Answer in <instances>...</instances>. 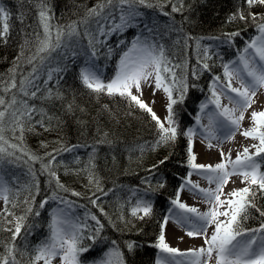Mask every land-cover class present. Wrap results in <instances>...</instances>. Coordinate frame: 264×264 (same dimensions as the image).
Listing matches in <instances>:
<instances>
[{"label":"snow or ice","instance_id":"1","mask_svg":"<svg viewBox=\"0 0 264 264\" xmlns=\"http://www.w3.org/2000/svg\"><path fill=\"white\" fill-rule=\"evenodd\" d=\"M200 2L206 6L209 0ZM25 4L28 5L27 11L22 10L15 17L20 24L22 36L20 51L13 59L8 73L0 75V201L4 204V208L0 209V231L11 233L9 240L0 241V248L3 249L0 252V264H25V257L27 264H40L41 261L43 264H52L56 258H59L60 264H85L81 256L92 248L84 241L95 243L97 239H102L103 225L96 216L92 215L90 219L95 221L97 227L91 229V234H87V228L70 218L67 209L72 206V202L53 194L40 201L39 209H45L50 201H57L64 207H57L50 213L47 239L35 246L29 245L26 242V233L22 235V230L27 229L26 221L30 215H41L40 210L33 207L35 194L32 187L38 193V181L26 189L28 195L21 201L20 189L14 191L4 178V165L18 160L20 157L17 153L27 156L33 162L41 160L26 149L25 133L34 132L37 126L49 131L54 120L57 121L56 126H59L60 118L50 115L43 105L63 100V94L59 90L60 81L68 71V64H77L81 57L84 59L83 65L79 67L78 79L90 94L97 97H119L126 102L129 109L138 108L151 116L156 127V140L151 145L152 150L175 145L181 137L187 140V159L183 163L188 172L180 177L181 182L174 197L170 199L169 214L162 217L163 223L154 245L159 250L155 264H264V224L258 229L242 228V222L247 219L250 209L256 208L264 216V211L256 205L257 197L264 194V111H253V126L243 130L241 128L245 112L252 107L258 90L264 89V12L253 11L254 8L264 9V0H240L241 6L228 16L229 23L251 22L255 26L256 34L245 42L237 61L223 64V78L212 77L209 85L210 96L199 105V112L195 116L196 125L187 128L181 127L175 106L184 103L189 88L196 87L189 83V71L193 80L198 79L203 72L210 71L208 61L212 59L213 53L209 46L201 45L197 40L192 53L196 64L189 69L187 58L182 62H175L169 56L166 44L162 42L165 32L161 31L159 20L143 11L160 10L162 15L171 18V22L163 26L164 29L167 32H180L182 27H175L173 14H180L182 22H191L189 16L183 15L186 10H192V6L186 5L185 0H158V3H153L152 0H96L91 7L84 8L83 15L67 24L57 21L51 0H21V9ZM169 5L170 12L163 11ZM33 11L35 28L27 23V18ZM12 20L13 16L8 9L0 6V43L10 42L14 28ZM130 28H137L139 31L130 42H118L116 46L124 45V48L119 54L115 75L105 79L96 64L101 48L107 47L108 51L104 55L110 59L112 47L107 44V38ZM223 35L231 45L240 32ZM207 39L218 40L220 37ZM25 65L30 66V71L26 73L22 71ZM222 79L224 83H221ZM233 80L238 83V87L233 86ZM145 86L154 87L153 96L155 90H162L165 94L167 115L163 120L142 99ZM222 99L228 103L222 104ZM209 105L214 108L210 110ZM104 108L107 110L108 106L104 105ZM65 111L74 112L73 103L69 102ZM129 114L132 112L129 111ZM204 118L208 121L206 125L202 123ZM237 131L245 139L258 143L244 147L233 160L231 150L225 154L222 145L232 140ZM6 133H11V140L19 143H12ZM107 137L108 133H104L93 145H86L92 151L88 153L84 168L76 170L85 172L88 184H95L98 189L99 179L95 175L97 145H111L112 142ZM196 137L201 142H207L209 148H221L219 163L198 162L194 152ZM79 147L81 145H65L55 153L47 154L50 158L47 163L41 164V173L46 172L50 179H55L58 190L68 191L60 182L53 164L60 163L57 160L58 155L74 152ZM137 147L141 153L144 152V146ZM250 148H254L255 152H250ZM168 160L169 156H165L148 171L152 173L160 169ZM75 161L80 163V158L75 157ZM193 176L199 177V180H193ZM234 176L239 177L240 183L245 186L225 192V187ZM200 180L206 181L208 186L201 187ZM166 182L167 177L164 176L153 187L149 177L142 179L141 183L148 187L142 195L137 190H131L135 202L129 201L131 208L128 215L140 221L151 219L154 210L148 194L163 189ZM184 191L206 205V210L201 211L200 208L183 202L181 193ZM71 195L79 196L80 193L72 192ZM21 203L25 205L23 214L17 215L13 209ZM91 203L96 206L95 199ZM121 211L119 219L125 224L129 223L122 209ZM101 212L103 214V209ZM169 221L180 226L189 238H202L203 246L187 251L171 247L164 231ZM18 239L25 241L23 246L16 243ZM180 239L183 240V237ZM111 244L112 247L108 248L104 257L94 264H128L126 253L117 242L113 240ZM136 247L135 241H126L128 253L134 254Z\"/></svg>","mask_w":264,"mask_h":264},{"label":"trees","instance_id":"2","mask_svg":"<svg viewBox=\"0 0 264 264\" xmlns=\"http://www.w3.org/2000/svg\"><path fill=\"white\" fill-rule=\"evenodd\" d=\"M152 2L158 3V0H152ZM0 3L12 14L11 23L14 24L10 42L8 44L0 43V75H6L8 69L12 67L13 59L20 51L19 44L22 42L20 24L15 20V17L19 15L20 11H27L28 5L25 4L21 9V0H0ZM51 3L57 21L67 24L83 15L84 8L91 7L96 3V0H51ZM185 4L192 6L191 11L186 10L183 13L184 16L191 18V22H182L180 14H173L175 27H182L180 32H167L164 29L163 26L170 23L171 18L162 15L160 10H143L159 20L161 31L165 32L162 42L166 44L169 56L177 63L187 58L189 69L196 64V58L192 54L196 41L199 40L201 45H205L207 40H211L207 39L208 37H220L217 40L219 42L217 48L210 49L213 53L212 59L208 61L210 71L203 72L196 80L191 78L190 71L188 73L189 83L195 84L196 87L189 88L184 103L175 106L183 128L192 125L199 101L209 94V83L212 81V77L222 78L223 64L232 59L234 52L243 47L245 42L256 34L255 26L251 22L249 24L227 22L228 16L241 6L240 0H209L206 6L201 4L200 0H185ZM243 7L247 8L246 5ZM163 11L170 12V5L166 6ZM253 11L260 13L264 12V9L254 8ZM27 23L32 28L36 27L34 11L28 16ZM138 31L137 28H130L123 33L113 34L107 38V44L112 47L111 58L108 60L104 55L108 49L103 47L98 59L105 66V79H110L114 75L115 61L121 53V49L124 48V45L117 47L118 42H130ZM231 32H240V35L235 37L230 45L223 34ZM188 37L190 39H187ZM202 37L204 39H200ZM185 39H187V44H185ZM83 59L81 57L77 64L69 63L68 71L63 74L64 79L59 84L63 100L43 105L50 115L60 118L59 126H56L57 121L54 120L53 127L49 131L37 126L34 132L25 133L26 149L40 157L41 160L33 162L27 156L17 153L16 155L20 157L18 160L12 164L4 165L9 185L14 191L17 188L20 189L19 199L21 201L28 195L27 188L36 181L39 184L38 193L32 187L35 194L33 207L40 210L41 215L28 217L26 221L28 227L26 230H22V235L26 233V242L32 246L47 239L49 213L53 201H50L42 210L39 209V203L55 194L57 197L77 203L81 208L96 216L103 225L102 239H97L95 243L89 240L84 241L92 248L91 251L81 256V260L85 261V264L93 263L103 256L104 251L112 247L111 241L113 240L126 253L125 258L128 264H154L158 250L154 245L160 233L162 217L171 206L170 199L174 197L175 190L181 182L180 177L186 175L188 171L183 163L187 159V140L181 137L175 145L170 144L152 150L151 145L156 140V127L151 116L138 108L129 109L126 102L119 97L110 98L106 95L97 97L90 94L78 79L79 67L83 64ZM22 71L25 73L30 71V66L25 65ZM69 102L73 103L75 108L72 113L65 111ZM37 103L39 104V101ZM104 105L108 106L107 110ZM129 111L132 112L131 115ZM81 121L84 123L81 124ZM104 133H108L107 138L112 144L97 145L95 175L99 179L98 189L95 184H88L85 172L76 170L84 168L88 153L92 151V148L86 145H93ZM6 135L11 140V133H6ZM11 142L19 143L17 140H11ZM65 145L69 147L73 145L86 146L84 151L78 154L80 163L70 160L68 154L63 153L57 156L60 163L54 162L53 164L60 182L68 189L67 192L58 190L55 179H50L46 172L41 173L42 162L47 163L50 158L47 154L55 153ZM137 146H144V152L141 153ZM130 148L136 150L129 151ZM165 156H169L168 163L150 173L148 170L152 168V165L164 159ZM257 159L259 160L260 157ZM33 175H35V181H33ZM164 176L167 177L165 187L148 194L153 202V217L146 221H140L129 216L128 212L131 208L129 201L135 202L131 190H137L139 194H143L148 186L141 183L142 179L149 177L152 186L155 187L157 180ZM72 192L80 193V195L73 196ZM92 199L96 200V206L91 203ZM256 205L264 211V194L257 197ZM24 207L25 205L21 203L13 211L17 215H21ZM101 209H103V214ZM121 209L130 221L127 224L119 219L122 214ZM261 224H264V216H261L256 208H253L249 210L247 219L242 222V228L258 229ZM96 227V224L87 227V234H91V229ZM10 237V232L0 231V241H7ZM126 241L136 242L137 247L134 254L127 252ZM16 243L23 246L25 241L18 239ZM2 251L3 249L0 248V252ZM25 264H27L26 257Z\"/></svg>","mask_w":264,"mask_h":264},{"label":"bare ground","instance_id":"3","mask_svg":"<svg viewBox=\"0 0 264 264\" xmlns=\"http://www.w3.org/2000/svg\"><path fill=\"white\" fill-rule=\"evenodd\" d=\"M238 83L235 82L234 87H238ZM160 102L162 103V99H160ZM224 104H227V100H224ZM264 108V92L261 93V95H258V97L255 98L254 100V105L251 110L245 113V118L242 121L241 128L243 129H248L253 126L252 120H251V113L253 111H262L261 109ZM237 136L236 138L239 141V144L236 148H229V142L226 141L222 145V150L224 151L225 154H228L229 150H231V159L235 160L237 151L240 149H243L244 147H249L250 145L256 143V141H253L251 139H245L242 135H240V132L237 131ZM215 143V141H213ZM196 148L197 150V158L199 163H204V164H216L220 162V151L221 148H209L207 146V142H200L199 145ZM228 148V149H227ZM238 149V150H237ZM252 150V148H250ZM240 152V151H239ZM193 180H199V177H192ZM232 181H235V183H232ZM201 187H207L208 185H202L201 180L199 181ZM242 184L240 183V178L239 177H232L231 180L229 181L228 185L225 187L224 191L228 192L231 191L234 188H241ZM187 196L185 194H181V200L185 202L186 204L190 206H196L200 208L201 211L206 210V205L200 203L196 199L193 198L192 194L189 192H186ZM177 227V228H176ZM174 227L173 230L165 232L166 240L169 243L171 247L178 248L180 251H187L188 249L191 248H197L201 247L202 243L200 242V237L196 238H189L188 236L185 235V231L180 227L176 226ZM165 231V230H164ZM211 231V230H209ZM168 233V235H167ZM183 237V240L180 238Z\"/></svg>","mask_w":264,"mask_h":264},{"label":"rangeland","instance_id":"4","mask_svg":"<svg viewBox=\"0 0 264 264\" xmlns=\"http://www.w3.org/2000/svg\"><path fill=\"white\" fill-rule=\"evenodd\" d=\"M207 43L209 45H214L213 46L214 48H216L218 45V41H214V40L208 41ZM108 60H109V58H108ZM118 60H119V56L117 57V59L115 61L116 65H117ZM115 71H116V67H115ZM114 75H115V73H114ZM221 83H224V82H221ZM153 91H154V87L149 88V87L145 86L142 99H144L145 102H148L150 104V106L152 107L153 111L157 114V116L160 117L161 120H163L164 117L167 115V112H166V104H167L166 96L162 90H155V95L153 96V94H152ZM262 92H264V89L258 90L256 97H258V95H261ZM255 98H254V100H255ZM160 99H162V103L160 102ZM153 100L155 101V103H151V101H153ZM253 105H254V102L252 104V107H253ZM252 107L248 108V110L246 112L251 110ZM261 110L264 111V108H262ZM237 134L238 133L236 132V135L234 136V138L232 140L228 141L229 142L228 147L229 148L231 147V149L236 148L239 144V141L236 138ZM200 142H201L200 138H198V137L194 138V152L196 153V155H197L196 148H198L197 146L199 145ZM256 143H258V142L256 141ZM239 151L242 152L243 149H240ZM239 151H237V152H239ZM250 152H255V149L252 148V150H250ZM262 170H264V169H262ZM241 186L244 187L245 185L242 184ZM3 207H4V204L2 201H0V209H3ZM57 207H64V205L59 206L58 203H56L55 206L52 208V210L56 209ZM52 210L50 211V213L52 212ZM67 211L69 212L70 218L73 220V222L80 223L82 225V227H85V228L92 225V223L90 222V215L86 212H83L82 210H79L76 205L73 204L70 208L67 209ZM171 223H172V221H169L165 225V227H164L165 232L174 229V226ZM12 227H14V225H12ZM167 235H168V233H167ZM200 242L202 243V246H203V239L202 238H200ZM197 248H199V247H197ZM107 250H108V248L104 251V254H105V252H107ZM104 254L98 260L102 259L104 257ZM98 260H95V261H98ZM92 262H93V260H92ZM40 263H43V262L41 261ZM52 264H60L59 258H56L55 260H53ZM213 264H214V262H213Z\"/></svg>","mask_w":264,"mask_h":264}]
</instances>
